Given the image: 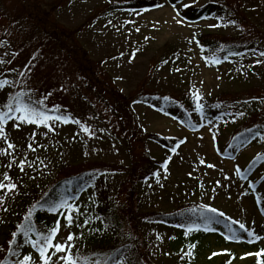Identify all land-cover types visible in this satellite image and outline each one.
<instances>
[{"label":"rangeland","instance_id":"rangeland-1","mask_svg":"<svg viewBox=\"0 0 264 264\" xmlns=\"http://www.w3.org/2000/svg\"><path fill=\"white\" fill-rule=\"evenodd\" d=\"M117 1L123 0H0L1 11L11 6L15 16L18 12L29 14L28 18L21 14L18 31H8L0 42V79L17 81L1 89L0 96L8 90L31 89L35 99L44 97L46 106H58L71 117L68 123L56 122L54 131L31 123L16 122L18 127L13 121L5 124V135L14 148L9 150L0 138V149L4 150L0 152V182L7 175L19 189H0V244L8 222L15 220L30 194L82 169L98 171L109 191H120L128 173L143 167L147 157L156 163L154 174L138 186L139 212L209 204L264 235V215L256 205V194L264 192V161L248 169L243 178L236 172V165L244 170L264 152V140L255 136L231 153L224 148L234 131L259 124L264 118V57H219V63H212L204 57L213 54L201 51L197 43L202 38L257 41L264 49V0H236L244 17L239 15L235 23L215 18L186 21L181 16L183 10L209 0H180L176 4L157 0L158 6L145 10L110 6ZM44 14L49 25L57 29L64 52L53 45L36 49H32L36 42L28 45L33 22L40 23ZM177 18L183 23H176ZM7 23L1 19V25ZM193 35L196 40L189 43ZM197 89L201 101L225 99L233 107L240 105L238 113L244 114L225 120L205 116L212 121L208 125L196 112L188 111L189 118L180 120L152 109L141 97L152 93L150 97L156 101L175 99L180 103L182 96L193 101ZM81 124L89 128L88 133L82 131ZM30 143L34 151L28 147ZM171 147H176L175 153ZM21 160H25L23 171ZM92 197L91 190H84L71 204L86 211ZM74 210L70 225L64 210L46 214L51 226L56 227L59 221L53 242L63 243L71 232L72 253L90 252L95 245L92 231ZM141 221V240L153 264H250L259 258L255 253L264 249V240L250 247L226 243L213 235L188 248L172 225ZM190 250L191 255H186ZM213 252L217 255L212 256ZM28 253L38 261L37 252L29 249L23 254ZM59 255L62 253L53 255L49 264H63L57 260Z\"/></svg>","mask_w":264,"mask_h":264},{"label":"trees","instance_id":"trees-1","mask_svg":"<svg viewBox=\"0 0 264 264\" xmlns=\"http://www.w3.org/2000/svg\"><path fill=\"white\" fill-rule=\"evenodd\" d=\"M26 1V0H21ZM171 4H176L180 0H168ZM15 6V4L13 3ZM12 5V6H13ZM159 5L157 0H128V1H117L112 3L110 6H113L115 9H124V10H145L149 8H154ZM2 9L0 10V42L4 40L5 34L13 30L14 32L18 31L20 17L24 16L28 18L29 14H22L18 12L19 16H15L10 10ZM22 14V16H21ZM240 16L244 17L243 13L238 12V7L236 0H209L197 7H189L181 12V16L188 21H197L205 18H215L219 21L229 22L236 21ZM1 19L8 20L6 26L1 25ZM33 22V21H32ZM1 27H6L1 28ZM32 40L30 41L31 45L36 42V48H40L45 45H53L60 52L66 50L65 47L61 44L59 40V35L55 26H50L46 16L41 18L40 23L33 22L32 25ZM21 37L19 41V46L22 47ZM200 47H203L206 53L213 54L216 57L223 59L225 55L230 53H242V55H229V58H240L252 54V50L264 51L263 47L259 45L257 41H246L241 43H232V42H221L215 39L202 38L199 39ZM16 53L19 55L22 54L20 50H16ZM11 55L7 56L10 58ZM31 58V57H29ZM1 90V89H0ZM17 91L8 90V92L1 94L0 103H6L7 97L9 94H13ZM150 96L154 94L149 93ZM148 95L141 96L144 100L143 103L150 105L153 108L164 109L165 114H170L173 117L178 119H188V111L194 113V104L191 99L185 98L182 96L179 98V101H174L179 104L178 107L174 101L165 103L164 101H156L154 98H151ZM222 100H207L201 101L205 106L204 113L205 116L212 120H225L230 116H234L242 110L240 105L238 107H233L232 102H226ZM51 108L50 106H47ZM170 108V110L168 109ZM233 110V111H232ZM59 113H62L59 110ZM236 116V115H235ZM241 116V115H240ZM187 123V122H186ZM259 124H250L244 128H239L233 132L230 136L228 143L225 145V150L231 153L239 144L246 143L249 140L253 139L256 135L255 133L259 131L264 135V118L259 119ZM251 128L252 134L250 135L247 130ZM166 145V143H163ZM264 161V152L260 155L255 156L243 170L244 173L253 167L256 163H261ZM156 161L151 157L145 159L143 167L135 169V172L128 173L126 180L123 184L120 191L111 192L110 188L105 187L103 180L101 179L102 174L96 170L86 171L79 170L76 172L69 173L64 175L51 184H49L45 189L41 191H36L35 194H30L31 199L26 201L22 205L20 212H18L15 220L10 223L8 229L5 233V238L0 244L2 251L0 252V260L5 258L15 260L18 257L9 256L8 254V241L16 239L17 243L21 245L19 251L23 254L24 252L32 249L30 245L24 243V237L22 233L18 234V238H14L11 234L18 230V227L28 223V220H25V217L31 213L30 221L33 224L34 228L38 231H44L47 229L53 228L50 225L49 221L46 219V214L50 213L47 210L46 205L49 202L57 201L61 198L67 200L69 203H72L74 197H76L80 192L84 190H91L93 197L89 201L88 210L79 209L78 212L74 210L76 216L78 215L82 219H86L90 231H92V241L95 242L93 248L90 252L85 250H80L79 253L73 254L74 259H76L79 264H114L115 260H120L121 264H153L146 257L148 249L146 245L143 244L141 238V229L140 223L141 220L148 222H157L163 225H172L177 228V235L184 240L185 245L192 246L195 243L202 241V237L209 235L215 236L226 243H236L239 245H247L250 247L255 246L260 241L264 240V235L262 233H256L255 230H251L255 235L260 237L259 240L254 239V237H249L247 232L241 231L238 225H233L236 228L237 235L241 237L239 240H226L222 233L226 232L227 222L225 218H218V223L210 226L208 231H204L203 228L200 230H192L188 232L186 236V229L181 228L179 225L187 224L189 222H200L199 216V204H182L177 205L171 211L169 210H160V211H145L139 212L136 208L137 204V192L138 186L142 185L149 177L154 174V165ZM5 185L14 183L9 179L2 181ZM17 182V181H16ZM126 186V188H124ZM16 185L15 190H18ZM4 190V189H3ZM20 191V190H19ZM21 191H24L21 190ZM10 194L14 191H9ZM20 193V192H19ZM256 193V192H255ZM254 193V195H255ZM256 201L259 209L264 214V192L256 194ZM20 198L17 196L15 199ZM227 217V216H225ZM186 237V240L184 239ZM33 238H35L33 236ZM109 243H103V242ZM146 257V258H145ZM96 260V261H95ZM95 261V262H94ZM264 264V253L259 256L258 259L253 261L251 264ZM218 264H223L218 263Z\"/></svg>","mask_w":264,"mask_h":264},{"label":"snow or ice","instance_id":"snow-or-ice-1","mask_svg":"<svg viewBox=\"0 0 264 264\" xmlns=\"http://www.w3.org/2000/svg\"><path fill=\"white\" fill-rule=\"evenodd\" d=\"M187 6V5H185ZM111 23V21H109ZM176 23L182 24L183 21L179 18L176 19ZM229 23H235V21H229ZM217 25H210V27H215ZM139 31V29H137ZM147 39V38H146ZM193 40H196V36L193 35L191 40H189V43H191ZM197 43H199L197 41ZM201 51H203V47L201 46ZM252 54L259 55L261 57H264V51H257L252 50ZM123 55V54H121ZM229 55H242V53H230ZM229 55H225L223 57L224 60L229 59ZM135 57V53L132 54V58ZM205 61H208L211 59L212 63H219V57H216L213 55L211 58L204 57ZM257 63L259 61H256ZM164 63H167V61H164ZM8 71L15 72V69H9ZM179 71V69H177ZM22 76L23 73H20ZM17 81L15 80H8V79H0V89H3L6 85H15ZM197 94H193V104H194V111L201 117L205 118L204 109L205 106L201 102L202 97L198 94L199 90H196ZM163 99L167 100L168 97H163ZM44 97H41L40 99L34 98V93H32L31 89L25 90L21 89L20 91H17L13 94H9L7 97L6 103H0V138H3L4 141L7 143V148L9 150H12L14 148V145L8 141L6 135H5V124L8 121H13V126L18 127L19 124L16 122H22V123H31L39 126H44L49 131H54L56 122H62V123H68L71 121V117L61 114L58 111V106L53 105L51 108H48L44 104ZM161 111H164V109H161ZM244 113H238V115H243ZM191 119V117H190ZM51 122V123H50ZM76 123H80L79 120L75 121ZM205 122L208 125L212 124L211 120H206ZM203 126V125H201ZM189 127L194 128L195 124H190ZM81 129L83 132L88 133L89 128L81 124ZM209 131H211V128L209 127ZM252 129L249 128L247 132L251 135ZM34 135V134H33ZM47 135V133H45ZM256 136L260 137L261 140H264V135H262L259 131L255 133ZM213 141H215V137H213ZM35 141L33 140V143ZM179 145L177 144L176 147ZM30 149L33 151L35 149L32 148V144L30 143L28 145ZM37 147H40L37 145ZM176 147H171L170 151L172 153L176 152ZM3 149H0V152H3ZM170 159V157H169ZM203 163V161H201ZM25 164V160L20 161V167L21 171H23V165ZM167 164V160L165 161V165ZM29 167H32L31 164L28 165ZM11 167V165H9ZM209 167H212V165H209ZM236 172L240 175L241 178L244 177V171H242L239 167V165H236ZM159 175V173H157ZM5 180L8 179L7 175L4 177ZM219 184V181L216 182ZM251 186V185H249ZM16 185L14 183L5 185L3 182H0V189H6L11 190L15 189ZM3 202V197H0V203ZM47 210L49 212H56L57 210H64L65 215V221L66 224L72 223V214L73 210L75 209L76 212L79 211L78 208H76L75 205L69 203L67 200L61 198L57 201L49 202L47 205ZM31 213L29 212V215L25 217V220H28L29 222L26 224H23L18 227V230L13 232L11 235L14 238H18V234L22 233L24 237V243L31 246V248L38 253V261H33V258L30 253L28 254H22L19 249L21 245L17 243L16 239H12L8 241V254L9 256H15L18 257V259L11 260L8 258H5L3 260H0V264H49L50 260L52 259V256L57 253H62V255L57 256L58 261H63V264H79V262L74 259L73 253L71 251L73 245L70 243L73 240V233L69 232L66 240L62 243L60 241L53 242L55 240L56 234L59 231V221L56 222V227H53L51 229H47L44 231H38L34 228L33 224L30 221ZM199 216H200V222H189L187 224H181L179 225L181 228L186 229L185 235H188V232L192 230H200L203 228L204 231H208L210 226L218 223V218H225L227 222V229L226 232L222 233L224 236V239L226 240H239L241 237L237 235L236 228L233 227V225H238L239 229L241 231L247 232L249 237H254V239L259 240L260 237L258 235H255L251 230L246 228L245 223L240 222L239 220H233L232 217H225V214L217 209L216 207H213L209 204H201L199 206ZM84 223H87L85 221ZM33 236L35 238H33ZM195 245H192L191 247H194ZM51 250V252L49 251ZM228 251V250H223ZM264 253V249H260L255 253L257 257L261 256V254ZM186 255H191V250L189 253H186ZM217 255L216 252L212 253V256ZM244 255H251V253H246ZM211 258V257H209ZM86 264V262H85ZM114 264H121L120 260H115ZM258 264H260V261H258Z\"/></svg>","mask_w":264,"mask_h":264}]
</instances>
